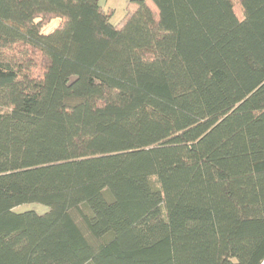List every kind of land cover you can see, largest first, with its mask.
<instances>
[{
    "label": "trees",
    "instance_id": "obj_1",
    "mask_svg": "<svg viewBox=\"0 0 264 264\" xmlns=\"http://www.w3.org/2000/svg\"><path fill=\"white\" fill-rule=\"evenodd\" d=\"M113 14L0 0V264H264V0Z\"/></svg>",
    "mask_w": 264,
    "mask_h": 264
},
{
    "label": "rangeland",
    "instance_id": "obj_2",
    "mask_svg": "<svg viewBox=\"0 0 264 264\" xmlns=\"http://www.w3.org/2000/svg\"><path fill=\"white\" fill-rule=\"evenodd\" d=\"M109 2L112 3V6L114 8V14L111 18V21L114 24H119L126 13V8H127L128 3H126L127 2L126 0H109ZM57 24H58L57 21H53L52 23L47 25L46 28L49 30L53 28L54 26H56ZM48 209H49L48 206H45L40 203H28V204H22L16 207L14 210L15 211L35 210L39 213H44Z\"/></svg>",
    "mask_w": 264,
    "mask_h": 264
},
{
    "label": "crops",
    "instance_id": "obj_3",
    "mask_svg": "<svg viewBox=\"0 0 264 264\" xmlns=\"http://www.w3.org/2000/svg\"><path fill=\"white\" fill-rule=\"evenodd\" d=\"M101 1H102L103 5H104L106 8H113L112 3L109 2V0H105V1L101 0ZM126 1H127L126 3L129 2V0H126ZM113 9H114V8H113Z\"/></svg>",
    "mask_w": 264,
    "mask_h": 264
}]
</instances>
